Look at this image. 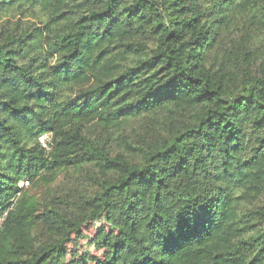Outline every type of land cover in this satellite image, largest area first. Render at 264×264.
Returning <instances> with one entry per match:
<instances>
[{
	"label": "trees",
	"instance_id": "obj_1",
	"mask_svg": "<svg viewBox=\"0 0 264 264\" xmlns=\"http://www.w3.org/2000/svg\"><path fill=\"white\" fill-rule=\"evenodd\" d=\"M0 219V264H264V0H0Z\"/></svg>",
	"mask_w": 264,
	"mask_h": 264
},
{
	"label": "rangeland",
	"instance_id": "obj_2",
	"mask_svg": "<svg viewBox=\"0 0 264 264\" xmlns=\"http://www.w3.org/2000/svg\"><path fill=\"white\" fill-rule=\"evenodd\" d=\"M74 246H77L78 252H81L83 250H89L92 255H98L99 252L95 251L92 246H89L88 243L85 240L82 241H74Z\"/></svg>",
	"mask_w": 264,
	"mask_h": 264
},
{
	"label": "built area",
	"instance_id": "obj_3",
	"mask_svg": "<svg viewBox=\"0 0 264 264\" xmlns=\"http://www.w3.org/2000/svg\"><path fill=\"white\" fill-rule=\"evenodd\" d=\"M47 140H48V136L46 134H42L39 136V141L41 143V145L45 148L48 149V145H47ZM28 181L24 180V181H19L18 185L19 186H23V185H27ZM2 219H0V224H1Z\"/></svg>",
	"mask_w": 264,
	"mask_h": 264
}]
</instances>
